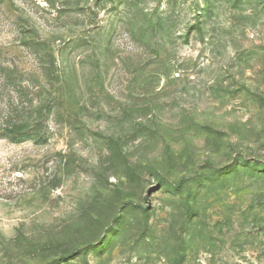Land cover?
<instances>
[{
    "label": "rangeland",
    "instance_id": "374dc122",
    "mask_svg": "<svg viewBox=\"0 0 264 264\" xmlns=\"http://www.w3.org/2000/svg\"><path fill=\"white\" fill-rule=\"evenodd\" d=\"M7 116L0 264H264V0H0Z\"/></svg>",
    "mask_w": 264,
    "mask_h": 264
},
{
    "label": "trees",
    "instance_id": "16d2710c",
    "mask_svg": "<svg viewBox=\"0 0 264 264\" xmlns=\"http://www.w3.org/2000/svg\"><path fill=\"white\" fill-rule=\"evenodd\" d=\"M8 80L9 77L7 76ZM20 87L15 86V91L17 94H20ZM19 99V97L17 96ZM14 120H21L22 117L18 116V113H16ZM1 125H0V139H6L10 143H17L21 142L25 139H34L36 142H45L46 141V135L40 133L38 129H20V123L16 121L14 125L10 126L11 119L9 116L6 117Z\"/></svg>",
    "mask_w": 264,
    "mask_h": 264
}]
</instances>
